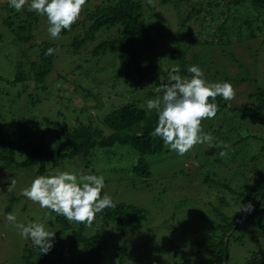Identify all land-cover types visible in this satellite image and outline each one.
I'll return each instance as SVG.
<instances>
[{
  "label": "trees",
  "instance_id": "obj_1",
  "mask_svg": "<svg viewBox=\"0 0 264 264\" xmlns=\"http://www.w3.org/2000/svg\"><path fill=\"white\" fill-rule=\"evenodd\" d=\"M195 2V0L159 1L161 4H171L178 16L177 28L170 41L167 40V31L146 17V10L153 8L149 2L96 0L93 1L92 8H84L82 20H85L86 28L72 39L70 53L80 54L85 50L84 45L93 40L98 32L114 31L115 35L99 42L92 48L90 55L92 58H99L112 48L114 51L110 63L112 68L111 70L108 68L107 74L98 76L106 67L94 65L92 58H84L83 62L76 63L73 70H70L71 66L67 72L74 74L75 79L72 81L77 83L79 73L76 75L74 70H80V80L93 84L98 89L113 90L122 85L118 95L124 100L122 99L119 105L112 102L102 116L97 118L98 122H94L92 116H85L83 119L78 115L69 120L71 113H63L61 110L58 114L62 120L57 118V122L48 117H36L26 109L29 103L31 105L40 103L41 98L36 96L34 90L45 92L50 83V75L55 70L57 51L53 55H45L48 48L57 49L56 43L49 40L47 35L48 23L44 24L45 29L39 31L38 25L42 16L28 11L27 6L16 12L9 6L7 0L3 6L6 15L2 18L1 25L11 34L18 59L11 79H3L0 76L2 87L0 100L13 107L7 115L0 111V162L11 164L18 169H29L36 177L47 175L65 160L80 156L87 169L92 166L93 174L100 172L101 166L104 165L109 171L116 170L115 173L126 170L140 178L150 177L152 172L147 157L169 152L160 138H153L150 135L158 117L155 110H147L145 104L147 100L161 95L156 92L160 85L159 77L167 81L173 67L180 69L177 74L182 77L191 75L187 69L192 65H198L205 72V63L208 61L204 54L208 56L212 53L215 44H228L238 39L236 31L243 27L250 29V38L255 37L261 26L259 22L264 18L262 16L264 0H206L197 2L198 5ZM191 24L199 26L195 34L188 28ZM66 32L68 30L62 31L61 34ZM193 47H198L201 51L189 59L188 54ZM157 48H160V51L155 52ZM56 74L68 80L66 74L64 77H61L63 75L59 72ZM29 82L33 89H14L17 83L26 87ZM79 87L100 102L90 89L86 90L82 85ZM12 92L14 96L11 95ZM248 98L251 100L249 104L237 107L229 106L227 101L219 96L215 103L219 107L217 114L228 108L227 110L241 114V117L248 118L250 123L259 126L256 130L253 126L245 127L253 132H248L239 139H235L231 128L228 132L230 136L224 137L227 143L232 141V146L246 143V149L248 148V151H244L246 157L237 164L240 172L235 174L237 182L243 186L239 188L240 191L233 192L251 202L254 209L248 215L246 212L225 215L221 211V207L225 205V197L221 195L216 197L214 204L217 206L213 204V207L219 220L208 226L205 237L199 238L196 244L202 245L206 251L214 253L218 258L203 260L204 264H227L231 236L236 240H243L248 233L253 234L257 230L264 234V127H261L264 126V88L258 87L248 94ZM82 113L79 111V114ZM54 122L53 127L44 128L45 124L53 125ZM251 141H255L256 144L252 145ZM258 141L261 142L260 145L257 144ZM229 152L230 155L221 159L218 157L217 160L221 163L228 160L230 164L233 159L232 152L241 153L232 149ZM129 155L131 161L122 163L121 160H116ZM255 174L257 178L252 184ZM202 182H212L211 186H221L226 191H231L225 182L220 179L214 180L209 175L205 178L203 176ZM22 197V193L11 196L7 209L11 210L14 203ZM113 201L116 208H106L97 214L91 227L70 223L63 216L52 213L55 219L49 220L47 224L49 230L56 232L54 247L48 254H42L33 244L25 245L23 249L25 264H49V256L55 254L57 246H62L66 242L70 246L83 248L90 264H99L101 250L105 244L104 241L95 242L100 230L117 233L115 229H124L130 223L147 218V211L144 208L124 201L114 199ZM238 231L241 233L238 234ZM228 233L226 242L225 237ZM118 252L122 255L121 264L126 250L119 247ZM56 258L60 259L58 256ZM258 258L261 257L257 252H252L251 258L245 260V264H264Z\"/></svg>",
  "mask_w": 264,
  "mask_h": 264
},
{
  "label": "rangeland",
  "instance_id": "obj_2",
  "mask_svg": "<svg viewBox=\"0 0 264 264\" xmlns=\"http://www.w3.org/2000/svg\"><path fill=\"white\" fill-rule=\"evenodd\" d=\"M6 1L0 0V76L3 79H11L15 72L18 52L14 47L11 34L1 25V20L6 15L3 10ZM93 1L96 0H87L84 8H92ZM142 1L149 2V0ZM159 1L151 0L153 8L147 9L145 14L153 23L159 24L167 31V40L170 41L177 28L178 16L171 4H161ZM195 1L197 3L206 0ZM82 13L83 11L71 30L60 34L58 39H52L47 32L49 40L56 43L57 59L54 63L55 70L50 75V83L45 92L34 90L36 96L41 98L40 103L34 105L29 103L30 105L26 107L27 111L36 117H48L52 121L57 118L62 120L58 114V111L61 110L63 113H71L69 120L78 115L83 119L85 116H92L93 121L98 122L97 118L102 116L104 110L112 102L114 105H119L123 99L118 95L122 85L113 90L98 89L93 84L90 85V83L80 80V70H74L76 75L79 73L77 83L72 81L75 79L74 74L67 72L71 66L70 70H73L76 63L83 62L84 58H92L90 56L92 48L99 42L115 35L114 31L107 33H104L105 30L100 31L93 40H89L84 45L85 50L80 54L73 55L70 53L72 39L86 28L85 20H82ZM46 22V17L42 16L38 25L39 31L46 28L44 26ZM259 25L261 26L255 37L250 38V29L243 27L236 31V35H239L238 39L228 44H215L212 53L208 56L204 54L208 61L205 63L204 72L206 80L208 82L227 81L234 86L235 98L227 101L231 107L249 104L251 100L248 98V94L258 87L264 88V18L259 22ZM188 28L193 34L199 30L197 24H191ZM154 51L158 52L160 48ZM200 51V48L193 47L188 58L192 59V55H198ZM206 52L208 54V51ZM113 53V49L109 48L104 56L92 58L94 65L106 67V69H102V73L99 72L98 76L107 74L109 67L111 70L110 63ZM83 65L87 68L84 63ZM56 72L61 73L63 75L61 77H64L67 72L68 80L60 78ZM78 85H82L86 90L90 89L100 102L91 98ZM24 88L30 90L33 89V86L29 82L26 87L19 83L14 87L15 90H24ZM145 89H147L146 86ZM11 95L14 96V93L12 92ZM0 105H2L0 111L6 115L13 109V107L2 103L1 100ZM227 109L217 114L214 119L202 121L203 130L214 138L211 147L207 143L197 144L184 156H180L174 151L149 156L147 158L152 174L148 178H140L126 170H119L115 173L116 170L109 171L105 169L104 165L101 166L100 172L95 173V175L104 176L103 193L111 195L115 201H124L140 206L147 211L146 220L130 223L124 229H115L117 233L100 230L99 237L95 242L104 241L105 244L101 250L99 264H120L122 255L118 252L119 247L126 250L121 264H204L203 260L218 258L214 253L206 251L202 245L196 244L199 238L205 237L208 226L219 220L213 207L216 197L220 195L225 197V205L223 204L221 207V211L225 215L243 213V211H237L241 204L248 203L246 198L239 197L236 192H233L240 191L239 188L243 186L237 182L235 174L240 172L237 164L246 157L244 151H248V148L246 149V143L232 146V141L227 143L224 137L230 136L228 132L231 131V128L235 139H239L240 136L248 132H253L245 127L253 126L255 130L259 128L258 124L250 123L248 118L241 117V114H235ZM79 111L83 113L79 114ZM54 125L55 122L53 125L45 124L44 128L47 129ZM255 141H251L252 145L256 144ZM260 143V141L257 142L259 145ZM222 144L230 147L225 149ZM231 149L241 151V153L232 152L233 159L230 164L228 160L225 163L217 160L220 157V151L225 150L227 155H230L229 150ZM116 160H121L122 163L131 161V156H123ZM97 165L99 166V163ZM91 168L92 166H89L87 169L82 158L78 156L71 160H65L52 171L67 170L79 176L93 174ZM206 175L213 177L214 180L220 179L225 182L231 191H226L221 186H211L212 182H202L203 176L205 178ZM12 178H15L16 184L9 191L8 187ZM34 178L29 169H18L11 164L0 162V264H25L23 249L25 245L32 244L30 239L25 240L18 235L17 229L6 219L7 215L14 214L17 222L26 224L37 217H42L47 211L25 196L15 202L11 210L7 209L11 196L21 194ZM256 178L255 174L252 184ZM214 206L217 205L214 204ZM47 228L49 229L48 224ZM228 237L229 234L226 237V242ZM252 252H257L261 257L258 259L264 263V234L262 232L257 230L253 234L248 233L243 240H236L231 236L228 243L227 264L234 262L245 264V260L251 258ZM57 256L60 259L56 258ZM48 262L49 264H90L85 250L78 246H70L68 242L57 246L55 254L49 256Z\"/></svg>",
  "mask_w": 264,
  "mask_h": 264
},
{
  "label": "clouds",
  "instance_id": "obj_3",
  "mask_svg": "<svg viewBox=\"0 0 264 264\" xmlns=\"http://www.w3.org/2000/svg\"><path fill=\"white\" fill-rule=\"evenodd\" d=\"M8 3L16 12L27 6L28 11L46 17L47 32L52 39H58L62 31H70L78 21L87 0H8ZM55 51V48H48L45 55H53ZM179 71L178 67H173L167 81L160 76L156 92L161 95L147 100L145 104L147 110H155L158 117L150 135L160 138L169 151L184 156L197 144L212 146L214 138L203 130L202 121L216 117L219 107L215 101L218 96L231 101L236 90L227 81L208 82L198 65L187 69L191 74L187 77L178 75ZM222 147L226 149L230 146L222 144ZM219 156L224 158L227 152L222 150ZM15 184L16 180L12 178L8 190L11 191ZM104 188L103 175L78 176L71 171L56 169L48 175L36 176L22 191L28 200L47 210L44 215L26 224L17 222L14 214H8L6 219L17 229L19 236L30 239L42 254H48L54 247L56 233L47 228L48 221L55 219L51 214L63 216L70 223L91 227L97 214L106 208H116L111 195L103 193ZM253 209V204L248 202L241 204L237 212L250 213Z\"/></svg>",
  "mask_w": 264,
  "mask_h": 264
},
{
  "label": "water",
  "instance_id": "obj_4",
  "mask_svg": "<svg viewBox=\"0 0 264 264\" xmlns=\"http://www.w3.org/2000/svg\"><path fill=\"white\" fill-rule=\"evenodd\" d=\"M246 215H248V213ZM225 239H226V237H225Z\"/></svg>",
  "mask_w": 264,
  "mask_h": 264
}]
</instances>
